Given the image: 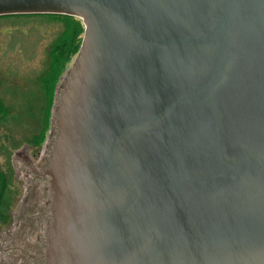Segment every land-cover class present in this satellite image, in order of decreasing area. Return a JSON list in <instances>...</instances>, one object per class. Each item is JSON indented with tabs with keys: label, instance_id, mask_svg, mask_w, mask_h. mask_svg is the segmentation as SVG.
<instances>
[{
	"label": "water",
	"instance_id": "water-1",
	"mask_svg": "<svg viewBox=\"0 0 264 264\" xmlns=\"http://www.w3.org/2000/svg\"><path fill=\"white\" fill-rule=\"evenodd\" d=\"M15 15L86 26L29 163L45 264H264V0H0Z\"/></svg>",
	"mask_w": 264,
	"mask_h": 264
},
{
	"label": "rangeland",
	"instance_id": "rangeland-1",
	"mask_svg": "<svg viewBox=\"0 0 264 264\" xmlns=\"http://www.w3.org/2000/svg\"><path fill=\"white\" fill-rule=\"evenodd\" d=\"M76 19L81 21V26L68 20L52 19L40 15L0 18V117L2 118V102L15 114L14 118L7 119L12 120L11 122L0 119V197L4 185L1 178L3 174L7 176L9 185L14 182L16 187L14 194L11 195L15 199V206L13 204L12 209V215L15 214V217L10 226L2 230V241L7 242L12 231L17 234L22 232L19 226L20 219L17 216L25 204L35 195L39 198L44 197L42 201H39L41 210L38 212L46 211L48 218H41L38 224L46 220L45 226L43 229L40 227L36 230L31 229L32 233H26L22 241L24 248L31 250L34 254L39 253L41 258L45 259L42 264L46 263L47 256L46 232L50 220L51 178L43 176L39 180L29 163H32L33 167L40 172L49 168L51 155L59 135V117L52 108L47 124H42V120H37L39 116L40 119L42 118V112L40 114L37 109H40L43 100L42 89L37 79L48 60L49 47L68 27H74V30L78 32L82 47L86 26L82 19ZM77 55L59 78L56 102H59L64 94L63 87L69 78V72L74 68ZM19 110L23 112L17 113ZM33 110L35 113L32 115ZM41 130H45L41 143H33L29 146L28 141ZM23 156H26L29 162ZM30 184L32 189H29ZM44 188L48 189L46 193L43 191ZM28 191H31L30 198ZM4 211H9V209H4ZM41 236L44 240L36 247L30 249L26 246L29 237L36 239ZM15 255H8L6 261H11Z\"/></svg>",
	"mask_w": 264,
	"mask_h": 264
},
{
	"label": "trees",
	"instance_id": "trees-1",
	"mask_svg": "<svg viewBox=\"0 0 264 264\" xmlns=\"http://www.w3.org/2000/svg\"><path fill=\"white\" fill-rule=\"evenodd\" d=\"M15 16L32 17L36 15H15ZM40 16H47L52 19L68 20L77 26H81V21L76 19L75 17L65 16V15H40ZM80 47H81V40L78 39V32L74 30V27H68L61 34V36H59L57 40L51 44V46L48 49V60L46 61V65L43 71L41 72V75L37 79V83L38 85H40V88L42 89L43 100L40 109L39 108L37 109L38 112L40 111V114L42 112V118L40 119V116L38 118L36 116L35 117L37 118V120H42V124H47L48 120L50 119L51 111L56 101L57 84L59 78L66 70L68 64L77 55ZM23 110H19L17 113H22ZM34 113L35 110H33L32 115ZM14 117H15L14 111H12L11 108L6 107L2 102V118L0 117V119L6 120V122H11L12 120H7V119L9 118L11 119ZM44 133L45 130H41L36 135L32 134L33 138L28 141L29 146H31V144L33 143L35 144L41 143ZM1 178H2V183L4 184L2 186V193H1L2 197L8 198L10 197V194H8V192H10L11 189H10V185H8L7 176L3 174ZM6 187H7V192L5 189ZM6 203L9 205L8 201Z\"/></svg>",
	"mask_w": 264,
	"mask_h": 264
},
{
	"label": "flooded vegetation",
	"instance_id": "flooded-vegetation-1",
	"mask_svg": "<svg viewBox=\"0 0 264 264\" xmlns=\"http://www.w3.org/2000/svg\"><path fill=\"white\" fill-rule=\"evenodd\" d=\"M23 157L25 158V160L29 162L26 156ZM7 168L9 169V167ZM38 178L39 180H41L43 177L38 176ZM5 189L7 192V187ZM10 189L11 191L8 192V194H10V197L8 198L2 196L0 197V264H42V262L45 261V259L43 260V258H41L39 253L34 254L31 250L24 248L22 246V241L26 233H32L30 231L31 229L36 230L38 227L43 229V227L45 226L46 220L44 223L38 224V221H40L41 218L44 219L48 218L46 211L38 212L39 210H41V207L39 206V201H42L44 197L39 198L38 195H35L32 200H29L25 204L23 210L20 211L19 216H17L20 219L19 226L21 227L22 232L20 234H17L16 232L12 231L11 234L8 236L7 242H3L2 230L4 228H8L15 217V214L12 215V209L15 206V199L11 196L12 194H14L16 189L14 182H12V185H10ZM29 189H32L31 184L29 186ZM47 190H48L47 188L43 189L45 193ZM30 194L31 191H28V197ZM4 201L6 202L8 201L9 205ZM4 209H9V211L5 212ZM49 226L50 224L48 223V227ZM47 232H48V228H47ZM43 240L44 237L42 236L37 237L36 239L29 237L27 239L26 246H29V248L32 249L33 247H36V245H38L40 242H43ZM11 254H16V255L14 256V258L11 259V261L7 262L6 257H8V255Z\"/></svg>",
	"mask_w": 264,
	"mask_h": 264
}]
</instances>
